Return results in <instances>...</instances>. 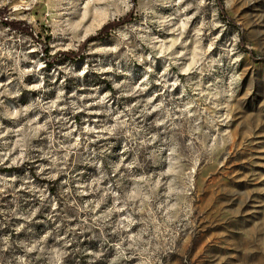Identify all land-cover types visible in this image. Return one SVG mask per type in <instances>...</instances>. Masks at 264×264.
<instances>
[{"label":"rangeland","instance_id":"1","mask_svg":"<svg viewBox=\"0 0 264 264\" xmlns=\"http://www.w3.org/2000/svg\"><path fill=\"white\" fill-rule=\"evenodd\" d=\"M0 264H264V0H0Z\"/></svg>","mask_w":264,"mask_h":264},{"label":"trees","instance_id":"2","mask_svg":"<svg viewBox=\"0 0 264 264\" xmlns=\"http://www.w3.org/2000/svg\"><path fill=\"white\" fill-rule=\"evenodd\" d=\"M114 26L115 25L113 23H110V22L105 24V25H103L102 28L98 31L97 35L101 34L102 32H104L107 29L113 28Z\"/></svg>","mask_w":264,"mask_h":264}]
</instances>
